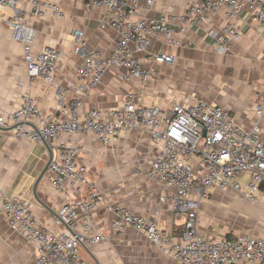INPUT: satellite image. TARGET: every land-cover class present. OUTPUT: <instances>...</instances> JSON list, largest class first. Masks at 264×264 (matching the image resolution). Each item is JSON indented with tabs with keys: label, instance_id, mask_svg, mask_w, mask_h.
<instances>
[{
	"label": "crops",
	"instance_id": "obj_1",
	"mask_svg": "<svg viewBox=\"0 0 264 264\" xmlns=\"http://www.w3.org/2000/svg\"><path fill=\"white\" fill-rule=\"evenodd\" d=\"M57 4L64 13L63 19L52 14L33 20L31 27L36 35L32 44L34 54L43 46L58 50L56 81L66 100L78 98L80 112L92 109L120 107L124 98L131 96L137 106H156L161 115L177 104L190 106L196 101L226 111L234 122L245 130L258 125L264 140V117L257 118L253 106L264 96V38L260 35L256 19L245 8L234 19L241 31L240 39L225 54L213 48L212 33L224 24L223 10L211 16L208 24L180 30L173 22V37L178 45L169 44L163 36L152 41L149 50L139 55L150 79L143 83L137 78L127 82L118 80L124 69L109 68L100 85L87 92L75 73L81 58L73 52L71 31L80 29L87 46L103 58L111 56L119 40L118 33L110 28L101 29L106 10L85 6L89 0H40ZM127 0L135 13L130 19L160 20L183 14L187 4H201L202 0ZM20 7L28 10V1ZM11 12L0 8V113L20 106L25 93L30 94L39 109L50 114L56 107L57 90L41 78H30L23 63L20 41L13 37L6 19ZM157 53L173 57L174 64H160L151 60ZM59 141L83 148L78 162L87 167L89 180L95 190L104 196L93 214L89 234H100L103 240L79 248L80 258L89 264H148L149 253L154 251L142 236L132 229L116 234L112 229V205L127 208L130 213L156 221L162 232L179 237L184 218L175 216L171 202H160V186L147 180L145 172L157 153V146L147 132L134 129L124 133L112 147H103L92 134L77 135L69 140L64 135ZM55 145L34 143L26 138L12 137L10 130L0 129V208L5 199L17 196L29 204L39 227L50 233L82 232V222L72 228L58 223V212L67 202L87 196V190L77 185H66L62 190L51 184L48 169L41 177L36 191L34 185L44 168L54 158ZM49 167V166H48ZM240 180L245 183L246 176ZM196 196L195 193L192 194ZM252 204L242 193L210 188L202 199L198 231L205 239L234 238L248 235L264 238V195L256 193ZM156 251V250H155ZM31 244L20 233L8 226L0 211V264H34ZM174 263V262H173ZM175 264V263H174Z\"/></svg>",
	"mask_w": 264,
	"mask_h": 264
},
{
	"label": "built area",
	"instance_id": "obj_2",
	"mask_svg": "<svg viewBox=\"0 0 264 264\" xmlns=\"http://www.w3.org/2000/svg\"><path fill=\"white\" fill-rule=\"evenodd\" d=\"M25 1L29 3L28 10L20 7ZM138 1L152 5L151 0ZM85 6L105 8V20L100 28L113 29L119 35L111 56L103 58L87 46L82 30L71 31L73 52L82 60L75 75L87 92L97 89L111 67L125 70L116 75L122 82L133 77L148 82L150 73L138 56L146 53L158 36H163L171 45H178L173 29L169 28L175 21L180 30H186L210 23L211 16L223 10L224 24L211 37L214 50L225 54L241 37L234 19L246 8L256 19L264 38V0H202L201 4H187L179 16L138 21L130 19L135 10L127 0H89ZM0 8L13 15L6 22L12 28L13 37L22 44L26 74L41 78L57 90L53 112L44 113L30 94L25 93L18 108L0 113V129L10 130L16 139L55 145L54 158L48 167L52 186L62 190L66 185H77L87 190L85 198L67 202L58 212L59 224L72 228L82 222V232L50 233L39 227L28 202L17 196L1 203L0 211L8 226L33 247L34 264H89L80 258L79 248L103 240L102 235L89 234L88 230L104 196L89 180L87 167L78 162V153L83 148L60 142L59 136L72 140L77 135L92 134L108 148L134 129L147 132L157 146L145 177L160 186L163 195L159 201L168 199L175 216L184 218L183 229L179 237L165 234L156 221L112 205L109 210L114 213L113 231L122 234L132 229L175 264H264V238L241 235L205 239L198 231L202 199L207 198L210 188L242 193L252 204L257 202L256 193L264 195V140L258 125L245 130L226 111L201 100L187 107L175 104L166 115H161L156 106H137L130 95L118 108L81 113L78 98L66 100L65 94L58 91L56 73L62 54L50 46H43L36 54L32 52L36 32L31 22L49 14L63 19L61 8L40 0H0ZM150 58L155 63L174 64L173 57L167 54L157 53ZM253 112L257 118L264 117V96L254 104ZM241 176L247 177L245 183L240 180Z\"/></svg>",
	"mask_w": 264,
	"mask_h": 264
},
{
	"label": "rangeland",
	"instance_id": "obj_3",
	"mask_svg": "<svg viewBox=\"0 0 264 264\" xmlns=\"http://www.w3.org/2000/svg\"><path fill=\"white\" fill-rule=\"evenodd\" d=\"M149 255L150 256L148 257L150 259V263L148 262V264H174L171 260L164 257L163 255H161L155 250L149 253Z\"/></svg>",
	"mask_w": 264,
	"mask_h": 264
},
{
	"label": "water",
	"instance_id": "obj_4",
	"mask_svg": "<svg viewBox=\"0 0 264 264\" xmlns=\"http://www.w3.org/2000/svg\"><path fill=\"white\" fill-rule=\"evenodd\" d=\"M49 163H50V162H49ZM48 166H49V164L44 168V170H43V172L41 173L40 177H39L38 180L36 181V183H35V185H34V192L36 191V187H37V185H38V183H39L41 177H42V176L44 175V173L47 171Z\"/></svg>",
	"mask_w": 264,
	"mask_h": 264
}]
</instances>
